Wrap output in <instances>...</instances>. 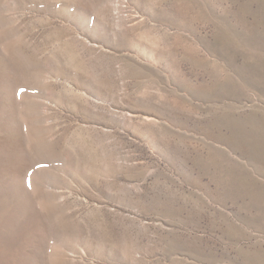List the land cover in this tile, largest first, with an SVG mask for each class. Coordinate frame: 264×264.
I'll return each mask as SVG.
<instances>
[{"label":"rangeland","instance_id":"rangeland-1","mask_svg":"<svg viewBox=\"0 0 264 264\" xmlns=\"http://www.w3.org/2000/svg\"><path fill=\"white\" fill-rule=\"evenodd\" d=\"M0 264H264V0H0Z\"/></svg>","mask_w":264,"mask_h":264}]
</instances>
